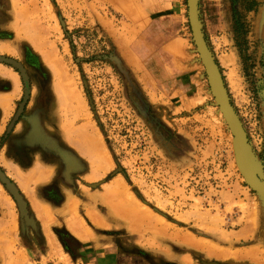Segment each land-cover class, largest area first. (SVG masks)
Listing matches in <instances>:
<instances>
[{
	"label": "rangeland",
	"instance_id": "rangeland-1",
	"mask_svg": "<svg viewBox=\"0 0 264 264\" xmlns=\"http://www.w3.org/2000/svg\"><path fill=\"white\" fill-rule=\"evenodd\" d=\"M218 13L207 45L264 185V0ZM0 57L22 70L0 61V264H264V194L187 0H0Z\"/></svg>",
	"mask_w": 264,
	"mask_h": 264
},
{
	"label": "water",
	"instance_id": "water-1",
	"mask_svg": "<svg viewBox=\"0 0 264 264\" xmlns=\"http://www.w3.org/2000/svg\"><path fill=\"white\" fill-rule=\"evenodd\" d=\"M187 15L194 42L197 49L199 50L200 56H202L201 59L206 70L212 93L217 103L221 107L232 130V134L236 143V152L240 160L242 174L251 188L264 193V186L259 184L250 172V168L255 166V162L250 153L249 145L246 141L237 115L234 112L223 88L218 68L201 30L200 22L198 19L197 0H187ZM0 61H4L6 63L14 65L22 72L21 67L14 60L0 57Z\"/></svg>",
	"mask_w": 264,
	"mask_h": 264
},
{
	"label": "crops",
	"instance_id": "crops-1",
	"mask_svg": "<svg viewBox=\"0 0 264 264\" xmlns=\"http://www.w3.org/2000/svg\"><path fill=\"white\" fill-rule=\"evenodd\" d=\"M197 10L201 30L207 44L208 41H218V33L223 34L224 24L218 20V14H220L218 13V0H197ZM150 55V52L147 53L144 60H150Z\"/></svg>",
	"mask_w": 264,
	"mask_h": 264
},
{
	"label": "bare ground",
	"instance_id": "bare-ground-1",
	"mask_svg": "<svg viewBox=\"0 0 264 264\" xmlns=\"http://www.w3.org/2000/svg\"><path fill=\"white\" fill-rule=\"evenodd\" d=\"M198 52H199V50H198ZM200 54V53H199ZM202 57V56H201ZM231 104V103H230ZM219 105V104H218ZM232 106V105H231ZM218 109H220V111H219V117L223 120V122H224V124L226 125V127H228V130H229V134H230V136H231V139H232V145H233V148L235 149L234 151H236V143H235V139H234V136H233V134H232V130H231V128H230V126H229V123H228V121H227V119H226V117H225V115H224V113H223V111H222V109H221V107L219 106V108ZM218 117V118H219ZM236 154H237V152H236ZM237 156H238V154H237ZM236 156V157H237ZM238 159V164H236V165H238V168H239V170H240V172L242 173V171H241V167H240V160H239V157L237 158ZM255 162V161H254ZM251 169V168H250ZM251 172V171H250ZM243 175V174H242ZM253 176V175H252ZM243 178V180H245L246 181V179L244 178V176L242 177ZM255 179V178H254ZM256 180V179H255ZM257 181V180H256ZM258 182V181H257ZM259 183V182H258ZM248 184V183H247ZM259 184H261V183H259ZM261 185H263V184H261ZM264 186V185H263ZM253 189V188H252ZM256 191V190H255ZM257 192H259V191H257ZM260 194L261 193H263V192H259ZM264 194V193H263Z\"/></svg>",
	"mask_w": 264,
	"mask_h": 264
}]
</instances>
